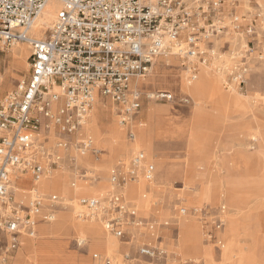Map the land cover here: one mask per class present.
<instances>
[{
	"label": "rangeland",
	"instance_id": "rangeland-1",
	"mask_svg": "<svg viewBox=\"0 0 264 264\" xmlns=\"http://www.w3.org/2000/svg\"><path fill=\"white\" fill-rule=\"evenodd\" d=\"M60 9L61 7L57 12ZM218 16L226 29L211 38L209 44H204L206 65L197 64L194 79L190 74L191 64L171 57L168 63L162 64L174 73L176 85L171 82V85L155 83L138 86L136 80L142 77H135L131 81V87L140 93L141 99L136 120L143 124L139 129H133L135 134L148 128L147 110L149 106L153 107L158 113L155 123L159 133L152 150L154 155L163 158L176 173L189 169L194 177L183 184L176 174L169 180L155 183L159 170L157 159L148 156L146 145L140 144L138 149L153 163L157 174L154 173V182L132 183L149 191L144 194V210L124 196L127 206L135 208L136 221L139 224L129 231L131 237L129 235L128 238L126 236L118 239L110 235L114 238L110 239L114 247L108 250L91 251L88 242L81 244L75 235L68 236L66 253H76L85 260L84 263L74 264H100L99 259H93L94 254L110 258L116 264H127L123 260L126 253L136 257L130 264H151L150 259L139 255V249L143 246L162 251V264H264V146H260V141L264 142V0H223ZM233 18H237L236 24H233ZM48 30L49 28L45 29L42 39L47 36ZM27 35L32 37L28 31ZM26 44L21 41L8 44L0 36V102L9 92L15 90L19 82L29 76L31 50ZM21 47L28 48L27 56L22 65H14L12 52ZM211 63H214L213 71H208V76L217 82L219 94L228 97L233 93L228 88L235 86L234 90L242 101L239 107L231 103L220 107L216 97L211 99L208 94L193 97L191 93L180 90L181 83L189 82L191 86L196 84L202 68L208 67L209 70ZM242 66L247 67V73L241 81L239 79L234 82V75ZM217 69H220L219 74L218 71L215 72ZM149 72L143 76L145 79H150ZM168 79L172 81L169 77ZM161 93H168L172 98H157L156 95ZM147 94L154 97L149 98ZM95 101L94 99L93 104H96ZM104 102L112 111L113 121L117 125L118 117L114 105L107 99ZM93 104L91 109L94 108ZM89 118L90 112L87 122ZM193 118H199V124L195 125L194 130L196 135H201L198 141L202 144L204 156L187 165V134ZM81 127L68 136L59 135L51 129L48 146L52 149L53 160L58 157V164L56 167L47 168L45 173L58 175L65 191L60 194L38 189L45 195H55L64 201L53 221L38 223L33 236L23 237L38 241L37 227L44 224L43 226L51 227L48 242H54L53 236L70 218L77 222L72 211L80 210L77 206L78 200L83 197L93 198L94 195H75L73 189L79 184L81 192L87 193L100 174L99 164L105 152L102 149L103 142L89 132L81 131ZM118 128L122 133L118 135L116 142L122 143L125 151L116 153L110 168L118 160V155L128 156L135 147V144L133 146L128 142L125 128ZM252 137L257 141H253ZM84 138L91 140V149L80 153L78 146ZM59 139L65 140V149L55 148ZM110 170L106 178L109 187L97 192V198L105 197L113 191L109 184ZM203 175L217 176L220 180L211 186L206 198L201 197ZM192 184L196 194L187 200L183 190ZM31 185L27 181L20 187L26 190L22 192L25 198ZM238 186H241L244 196L236 203L231 201L229 192ZM11 191L16 194L13 187ZM25 202L26 200L23 201L24 204ZM186 223L196 226L191 251L183 249L181 245V231ZM99 228L103 233L102 226ZM22 247L19 237L16 249L7 254L1 252L0 261L3 260V264H30L31 254H19ZM46 264L62 263L49 261Z\"/></svg>",
	"mask_w": 264,
	"mask_h": 264
},
{
	"label": "built area",
	"instance_id": "built-area-1",
	"mask_svg": "<svg viewBox=\"0 0 264 264\" xmlns=\"http://www.w3.org/2000/svg\"><path fill=\"white\" fill-rule=\"evenodd\" d=\"M46 1L0 0V36L8 44L26 42L31 50L28 78L0 102V253L4 254L16 249L19 237L33 236L38 223L53 221L64 201L43 194L34 184L47 168L58 164L48 146L51 129L63 136L74 133L99 96L114 105L118 124L134 145L133 129L143 124L136 120L141 99L131 87L132 79L145 76L159 57L191 64L194 79L197 64L206 65L204 44L226 29L218 16L223 0H62L47 36L30 37L26 31ZM246 73L247 67H240L234 82ZM156 97L172 98L168 93ZM65 147L64 139L55 143V148ZM90 149L91 140L82 139L79 152ZM154 173L153 163L134 147L110 170L113 191L101 198H80L77 216L95 219L106 234L118 239L131 237L129 231L139 222L122 192L128 183L152 182ZM18 174L32 183L25 204L11 191V175ZM139 255L151 264H162L164 258L162 251L146 246ZM92 257L100 264H116L97 254ZM123 260L130 264L136 257L126 253Z\"/></svg>",
	"mask_w": 264,
	"mask_h": 264
},
{
	"label": "bare ground",
	"instance_id": "bare-ground-1",
	"mask_svg": "<svg viewBox=\"0 0 264 264\" xmlns=\"http://www.w3.org/2000/svg\"><path fill=\"white\" fill-rule=\"evenodd\" d=\"M62 6V0H47L43 9L38 13V15L33 19L28 32L30 35H32L33 38L36 39H41L43 36V33L45 31V29H48L51 27L56 15L58 14L57 10L59 7ZM27 33V31H26ZM4 43V42H3ZM29 48V44H26ZM27 50L28 48L26 47H21V48H16L13 52H12V58H13V62L14 65H22L24 63V58H26L27 56ZM158 60V61H157ZM163 63H168L167 59L165 58H159L156 59L155 64H153L151 66V68L149 69V74H150V79H145L144 77L139 78L136 80V84L138 86H141L142 84L145 85H150L153 84L150 80L152 75H157L159 76L158 78V83H167L169 85L175 84L176 85V80L174 77V73L170 70L168 71ZM214 62V61H213ZM214 63H217L216 61ZM210 64L209 70L208 67H203L202 71H201V76L199 81L192 85L189 83L186 84H179L180 85V90L181 91H185V92H189L193 95V97H197L200 96L202 94H208L211 99H214L216 97V99L219 102V106L224 107V105L226 104H233V106L235 107H239V105H241L242 101L240 99V97L238 96V94L235 92L234 87L235 86H231L228 88V90H233V93L230 96H223L221 94H219L218 92V88H217V82L210 78L208 76V71H213L212 67L213 64ZM219 63V62H218ZM207 70V71H206ZM217 71L220 72V69H217ZM216 72V70H215ZM168 77L172 80L170 81L168 79ZM222 78V77H219ZM147 97L151 98L150 94H147ZM257 97V96H256ZM255 98V96H254ZM253 98V99H254ZM94 99L96 100V104L94 105V108L90 109V118L87 121L84 122V124L82 125L83 127H81V131L84 132H89L90 134H92V136H95L96 139H98L99 141L103 142V150H105L108 147V142L106 140V134L104 133L103 129L105 128L103 121L101 120L102 114H101V110L102 109H108V106L106 105V103L104 102V100L100 99V97L97 96L94 97ZM199 124V118H193L192 120V124H191V129L193 131L194 128L196 127L195 125ZM201 134V133H200ZM253 141H257L255 137L251 138ZM135 147L139 148L140 145V137L139 134L137 133L136 139H135ZM264 146V142L260 141V146ZM134 146V145H133ZM203 147L201 144V150L200 153L196 152L198 155H195L193 150L188 151V158H187V165L191 164L193 161L197 160V159H201L204 156L203 153ZM61 157V156H60ZM196 157V159H194ZM51 172H48L47 175L43 176V178L34 183L36 185L37 188H40V190H44V191H53V192H58L60 194L64 193V188L63 186H61L56 180H55V175L56 174H52ZM188 176H190L191 178H193L194 176L192 175L191 170H188L187 172ZM204 178V185L202 187L201 190V197L202 198H206L209 195L210 192V188L214 183H219L220 180L217 176H205L203 175ZM28 179V176L26 175H11V180L14 184L13 188H14V192L16 193V200L18 201H24L26 200L25 195L22 194V192L24 193L26 190H22L20 187L23 183H25V180ZM154 182V181H153ZM240 184V183H239ZM237 184V185H239ZM194 184L187 186L186 189H184V194L186 197H188L189 199H192V197L194 196ZM232 190V189H231ZM229 192L230 194V199L233 202H240L244 196L243 192L241 191V186H238L235 190ZM73 193H75V195H83V193L81 192L80 189V185H76V187L73 189ZM148 194L149 191L146 188H141V186L139 187V185H136V196L141 198H145L144 194ZM86 194V193H84ZM77 204H75L76 206ZM78 206V205H77ZM78 208V207H77ZM78 209H73L72 214H73V218L75 220H77V222H74V226H75V234L77 237L78 242H87V237L84 233V227H83V223L86 222V220L81 219L77 216L78 214ZM89 222H93V220H87ZM195 231H196V226L191 224V223H186L184 224V226L182 227V231H181V245L182 248L185 250H189L191 251L192 247H193V241H194V236H195ZM255 250V249H254ZM36 258L37 261L39 262H44V264H46L49 261H57L60 262L62 264H72L74 262V259H70L69 256H63L62 254H60L59 251H52L49 250V248H45L43 250H40L38 248H36Z\"/></svg>",
	"mask_w": 264,
	"mask_h": 264
},
{
	"label": "crops",
	"instance_id": "crops-1",
	"mask_svg": "<svg viewBox=\"0 0 264 264\" xmlns=\"http://www.w3.org/2000/svg\"><path fill=\"white\" fill-rule=\"evenodd\" d=\"M164 58V57H161ZM165 59H167V61L169 59H171V57H165ZM174 59V58H172ZM155 63V62H154ZM217 71V70H216ZM217 74H219V71L217 72ZM220 77V75H217ZM158 78L159 76L157 75H152L151 77V82L153 84L158 83ZM100 99L105 100L103 98L100 97ZM112 104V103H111ZM101 120L104 123L105 128L103 129L104 133L106 134V140L108 142V147L103 150L105 152L104 157L102 158V162L99 164V168H100V174H98V177L96 178L95 183L88 189L86 194H83V196L86 195H94L93 197H96L98 194L97 192H102L104 190L108 189V185L106 182V178L108 177V172L111 169V163L112 160L114 159V156L116 155V153H123L122 151L124 150V146L122 145V143L120 142H116V138L119 137L118 135H120L122 133V130H120L118 128L119 124L115 125L114 121H113V114L112 111L108 108V109H102L101 110ZM158 118V113L157 111L149 106L148 110H147V119L149 121V126L147 129L141 130L138 132L139 137H140V144L144 143V145H146L147 150H148V156L150 157H155L157 159V165H158V175H156V171H155V183L156 181H161V180H169V178H173L174 176H176V174L178 175V177L183 181V184L186 181L191 180L192 178L190 176H188L187 169L184 170H180L178 173H176L167 163L166 161L163 160V158H161L159 155H154L153 153V148L154 145L156 144V140L157 137L159 135V133L157 132L156 129V119ZM192 124V122H191ZM190 124V125H191ZM120 127V126H119ZM139 129V128H138ZM190 130V131H189ZM188 130V140H187V151L193 150L195 155H198L196 152L200 153L201 150V143L198 141V138H200L201 135H196L195 131H193L191 129ZM137 136V134H136ZM136 141V140H135ZM198 141V142H197ZM125 151V150H124ZM126 153V152H125ZM126 156H124V154H120L117 156V159H121L124 158ZM196 159V157L194 158ZM186 164H187V160H186ZM158 176V177H157ZM55 180L61 185V179L59 178L58 175H55ZM158 179V180H157ZM28 181V179L25 180V183ZM135 184H137V182H133ZM181 190V188L179 189ZM123 195L126 197L127 200L135 202L138 204V206L144 210V208L146 207V200H144L145 198H137L136 196V185H133L132 183H128L126 185V187L123 190ZM97 194V195H96ZM101 194V193H100ZM98 197V196H97ZM184 197L189 200L188 197L185 196ZM74 222L72 221V218H70L65 225H63V227L60 229V231L58 233H56L53 236V239L55 240L54 242L50 243L48 242L49 239V230L51 227L49 226H43L41 224L38 225L37 227V231H38V235L36 238H38V241H33L34 239H28L27 237H21V243H22V251L19 252V254L21 253H29L31 254V259H30V264H44V262H39L37 261L36 258V248L43 250L45 248H49V250L54 251H59L60 254H62L63 256H69L70 259H74V263L76 262H82L84 263V259L82 258V256L76 254V253H66L65 249H66V240L68 239V236L70 235H75V226L73 224ZM83 227L84 229V233L85 236L87 237V242L89 243V249L91 251H96V250H108L109 248H113L114 247V243L112 240L110 239H114L112 237H110V235L106 234L103 231L100 232V224L96 221L94 222H89L86 220V222L83 223ZM132 230V228H131ZM39 236V237H38ZM25 238H27L25 240ZM25 240V241H24ZM116 240V239H115ZM86 242V244H87ZM117 244H118V240H116ZM110 244H112L111 246H109ZM33 255V257H32ZM2 261V262H1ZM1 264H3V260H1ZM86 263V262H85ZM17 264V263H15ZM88 264V263H87Z\"/></svg>",
	"mask_w": 264,
	"mask_h": 264
}]
</instances>
